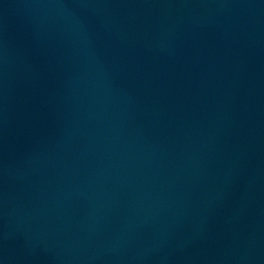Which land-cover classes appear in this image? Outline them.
Instances as JSON below:
<instances>
[{
  "label": "water",
  "instance_id": "95a60500",
  "mask_svg": "<svg viewBox=\"0 0 264 264\" xmlns=\"http://www.w3.org/2000/svg\"><path fill=\"white\" fill-rule=\"evenodd\" d=\"M0 264H264V0H0Z\"/></svg>",
  "mask_w": 264,
  "mask_h": 264
}]
</instances>
